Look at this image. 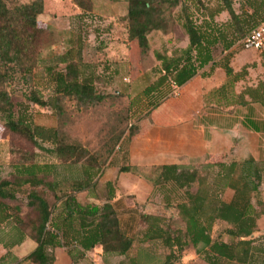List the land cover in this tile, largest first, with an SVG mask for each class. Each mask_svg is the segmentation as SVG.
<instances>
[{
  "label": "trees",
  "instance_id": "1",
  "mask_svg": "<svg viewBox=\"0 0 264 264\" xmlns=\"http://www.w3.org/2000/svg\"><path fill=\"white\" fill-rule=\"evenodd\" d=\"M225 1L227 6L220 10L206 13L197 8L196 11L202 13L199 16L202 21L197 22L195 16L198 12H194L191 0H126L128 8L124 21L128 37L137 42L144 56L151 51L150 35L167 31L178 20L189 43L185 48L171 52H154L160 68L157 80L145 91L150 100L148 111L133 124L130 118L132 104L122 112L123 122L112 110L107 145L94 153L78 140L65 138L63 130L36 125L28 114V105L15 118L8 88L18 80L27 81L35 75L41 41L47 30L39 26V19L45 13V0L26 3L0 0V113L5 115L12 132L49 152L60 164H81L82 167L81 176L72 179L67 190L62 191L60 181H47L57 172L56 164L20 162L14 166L13 180L0 181V226L11 222L15 233L12 239L3 243L5 249L11 252L26 240H33L37 247L27 259L34 264H52L54 256L49 249L68 247L74 243L82 248V255L101 247L103 255L126 256L132 249L133 239L122 229L113 205L117 196L116 184L119 187V182H106L101 186L98 177L105 167L110 166V159L116 150L124 144H131L140 135L141 122L173 97L176 89L199 74L208 78L217 68L223 69L226 82L209 94L208 101L216 100L218 107H248L249 114L244 126L256 133H264V120L256 117L254 107L259 105L264 108V81L237 93V84L247 74L245 70L235 72L232 67L236 54L234 48L239 44L244 49L242 40L259 22L254 17L244 19L236 13L229 0ZM75 3L83 14L93 12V0H75ZM176 11L179 13L176 14ZM225 11L230 20L226 24H219L216 17ZM220 49L224 55L222 58L217 56ZM81 53L79 40L78 50L70 49L63 56V63L66 64L64 70L48 68L49 100H45L36 88L26 96L27 99L40 107H50L59 118L65 116L67 110L64 104L69 101L81 110L106 103L110 96L97 92L94 74H89L82 67ZM260 56L264 63V54ZM47 142L52 144L51 149L43 146ZM143 168L157 172L153 181H146L153 190L160 186L171 187L172 192H182L173 205L170 194L166 204L176 210L185 224L184 230L173 232L162 217L144 211L145 207H149L147 201L136 205V209L141 208V218L147 226L143 241H159L170 250L164 264L179 262L189 247L196 250L208 264H264V235L259 232V221L264 217L261 190L264 160L250 155L243 161L206 163L203 166L205 174L195 166L183 164L150 167L122 165L119 175ZM23 187L31 188L27 207L35 214L32 218L23 217L19 206L12 207L6 203L8 200L16 201L17 191ZM39 188L52 192L55 202L52 204L38 191ZM99 189L105 190L106 194L101 195ZM229 190L233 196L227 202L224 196ZM60 191L62 193L58 194ZM84 193L93 195L96 202H81L79 196ZM217 223L226 224L223 235L230 238L229 242L221 239L222 234L213 237ZM257 233L261 236H256Z\"/></svg>",
  "mask_w": 264,
  "mask_h": 264
},
{
  "label": "rangeland",
  "instance_id": "2",
  "mask_svg": "<svg viewBox=\"0 0 264 264\" xmlns=\"http://www.w3.org/2000/svg\"><path fill=\"white\" fill-rule=\"evenodd\" d=\"M26 3L31 0H18ZM233 9L244 19L254 17L260 22L264 19V0H229ZM94 9L91 14H83V11L75 3V0H45V13L39 19V26L47 28L46 34L41 41V49L38 55V67L35 75L30 80H18L8 88L11 92V100L14 104V116L17 118L22 110L28 105L29 112L36 125L46 129L63 130L64 137L78 140L84 147L93 151H99L107 145L106 136L109 132L110 112L115 110V115L123 122L122 112L132 104V123L134 124L149 109L150 100L146 96V89L155 83L159 76L160 63L155 59V51H173L185 48L189 39L178 20L170 25L165 32H154L150 35L151 51L148 55H143L136 41H131L128 37V31L124 18L127 14L128 4L126 0H93ZM194 12H198L195 18L197 22L202 21L199 17L202 12L216 11L225 8V0H191ZM249 5L253 6L250 7ZM204 6V7H203ZM200 8L201 11H196ZM207 10H206V9ZM179 11H176L178 14ZM204 13V14H206ZM230 20L228 12H222L216 17L219 24H226ZM247 20V19H246ZM252 27V26H251ZM79 40L82 44L81 59L82 67L89 74H94V83L99 94L110 96L108 101L96 105L89 109H80L69 101L64 104L65 111L63 118H59L57 113L50 107H40L27 99V95L32 89L40 90L42 97L49 100L51 91L49 87L48 68L57 71L64 70L66 64L63 63V56L70 50H78ZM236 52L232 63L238 72L245 70L246 78L237 84V92H242L245 87H256L264 81V63L260 54L253 50H244L239 44L234 48ZM75 55L76 52H75ZM218 58H222L221 49L217 51ZM91 68H90V67ZM118 96V97H117ZM171 97L170 99H179ZM169 99V100H170ZM256 116L264 119V109L256 106ZM125 121V116H124ZM116 126V124L114 125ZM121 128V124L119 125ZM123 126V125H122ZM245 151L242 156L253 153L258 160H264V135L248 134ZM136 139V138H135ZM132 144V143H131ZM131 144H124L122 148L117 149L110 159V166H107L98 177L101 186L106 181V170L108 168L116 169L121 164L128 165L129 149ZM45 148H52V144L44 143ZM239 144L236 143L234 150L241 153ZM247 149L249 151H247ZM20 162H38L39 164H56L57 172L54 177L47 178L48 182L56 179L62 183V191L67 190L72 179L81 176V164L77 166L60 164L49 152L36 147L33 143L26 140L21 135L12 132L7 126L5 115L0 113V181L13 180L15 170L14 166ZM191 166L197 167L202 174H205L203 166L207 162L190 161ZM130 165V164H129ZM131 166V165H130ZM108 174V173H107ZM157 172L151 169L135 171L124 174L121 177L125 181L132 182L138 176L146 181H153ZM108 178L115 177L106 175ZM120 182V176L117 177ZM116 181V180H115ZM112 181V182H115ZM126 188V187H124ZM150 195L145 200L138 201L137 195H124L113 205L121 220L122 229L133 239L131 251L126 256L103 255L96 253L90 256L96 260L94 264H164L170 250L161 242L143 241V235L146 231L141 214V208L136 209L139 202H148L149 207L144 211L162 217L171 231L176 232L185 229V224L177 215V212L171 206L166 204L168 196H172L173 204L179 200L182 192L171 191V187H148ZM117 192L120 191L118 183ZM264 197V181L261 186ZM31 191L29 187H23L17 191V200H8L6 203L10 206H19L23 217H34V212L27 207L28 194ZM49 201L55 202L54 194L46 188H39ZM62 192H58L61 194ZM105 195V190L101 191ZM122 194V193H121ZM91 194H82L79 200L85 204L96 202ZM233 196L232 191H227L224 196L225 201H230ZM117 197V196H116ZM179 198V199H176ZM226 224L217 223L213 231V237L217 238L223 235ZM259 232L264 235V217L259 221ZM13 234L11 222H6L0 226V258L4 256L5 250L3 243L12 239ZM256 236H261L259 233ZM222 240L229 242L230 238L226 235ZM17 253V255L15 254ZM9 257L2 259L0 264H14L20 259H24L28 251L24 252L22 247H15ZM176 264H208L205 259L196 253L192 247L186 249L182 254L181 260ZM230 264V263H229Z\"/></svg>",
  "mask_w": 264,
  "mask_h": 264
},
{
  "label": "crops",
  "instance_id": "3",
  "mask_svg": "<svg viewBox=\"0 0 264 264\" xmlns=\"http://www.w3.org/2000/svg\"><path fill=\"white\" fill-rule=\"evenodd\" d=\"M232 67L235 72H238L233 63ZM226 79V74L221 68H217L208 78H203L199 74L179 89L181 98L167 100L153 111L150 117L141 122L140 135L130 146L129 164L136 167L190 165L189 162L194 160L214 163L231 160L243 161L250 155L255 157L253 153L241 157L246 145L248 146V134L256 133L244 126L249 114L248 107H218L216 100L208 101L207 99L212 91L226 82ZM256 106L259 105H254ZM260 120L264 119L260 118ZM256 134L264 135V133ZM236 143L239 144L241 153L235 154ZM119 168L106 170V175L114 176L115 179L105 175L106 182L115 181L120 176V191L118 190L115 201L121 199L123 194L132 193L137 195L138 201L144 200V197L146 200L152 190L148 188L150 186L145 180L138 176L132 182L125 181L126 179L121 177L124 174L119 175ZM20 247L24 252L28 251V254L14 264H34L27 257L36 249L37 244L28 239ZM3 249L6 252L0 258V262L9 257V253L12 252L5 247ZM94 250L96 253L103 254L101 247ZM82 252V248L76 243L68 247L49 249V253L54 256L52 264H94L97 262L90 258L94 254L93 251L84 255Z\"/></svg>",
  "mask_w": 264,
  "mask_h": 264
},
{
  "label": "built area",
  "instance_id": "4",
  "mask_svg": "<svg viewBox=\"0 0 264 264\" xmlns=\"http://www.w3.org/2000/svg\"><path fill=\"white\" fill-rule=\"evenodd\" d=\"M244 50H253L258 54H264V20L241 42ZM179 89L173 93V97H180Z\"/></svg>",
  "mask_w": 264,
  "mask_h": 264
}]
</instances>
